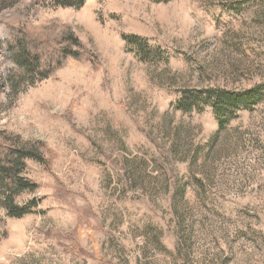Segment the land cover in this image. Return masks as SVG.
<instances>
[{"label":"rangeland","instance_id":"1","mask_svg":"<svg viewBox=\"0 0 264 264\" xmlns=\"http://www.w3.org/2000/svg\"><path fill=\"white\" fill-rule=\"evenodd\" d=\"M13 25L92 59L18 80ZM0 133L44 143L0 264H264V0H0Z\"/></svg>","mask_w":264,"mask_h":264},{"label":"trees","instance_id":"2","mask_svg":"<svg viewBox=\"0 0 264 264\" xmlns=\"http://www.w3.org/2000/svg\"><path fill=\"white\" fill-rule=\"evenodd\" d=\"M52 1L56 5L81 7L86 0ZM10 40L16 50L14 72L18 80L32 73L41 74V78L48 77L55 68L69 57L92 59L84 43L66 25L52 27L46 34H42V32L33 33L13 25ZM48 66L52 70L43 75V68ZM254 96L253 90L242 94L223 92L218 94L213 106L216 112L221 113L225 106L229 108L235 107L237 104L244 105L249 98ZM9 136L6 133H0V179L4 182L7 193V197H5L6 208L11 215L22 216L38 204L39 199H33L28 204L19 206L15 204L14 196L24 190L36 187L30 178L22 175V170L27 164V159L42 158L44 143L39 140H23L20 136Z\"/></svg>","mask_w":264,"mask_h":264}]
</instances>
